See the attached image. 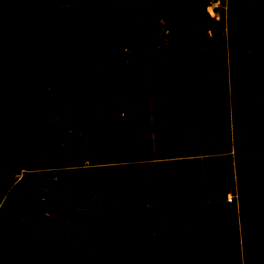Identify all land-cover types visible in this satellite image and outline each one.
<instances>
[{
	"label": "rangeland",
	"instance_id": "374dc122",
	"mask_svg": "<svg viewBox=\"0 0 264 264\" xmlns=\"http://www.w3.org/2000/svg\"><path fill=\"white\" fill-rule=\"evenodd\" d=\"M261 254L264 0H0V264Z\"/></svg>",
	"mask_w": 264,
	"mask_h": 264
},
{
	"label": "crops",
	"instance_id": "0c3cea01",
	"mask_svg": "<svg viewBox=\"0 0 264 264\" xmlns=\"http://www.w3.org/2000/svg\"><path fill=\"white\" fill-rule=\"evenodd\" d=\"M264 255V254H263ZM262 254L259 256L260 258V261H263L264 260V256Z\"/></svg>",
	"mask_w": 264,
	"mask_h": 264
},
{
	"label": "water",
	"instance_id": "95a60500",
	"mask_svg": "<svg viewBox=\"0 0 264 264\" xmlns=\"http://www.w3.org/2000/svg\"><path fill=\"white\" fill-rule=\"evenodd\" d=\"M17 150H19V144L16 145Z\"/></svg>",
	"mask_w": 264,
	"mask_h": 264
},
{
	"label": "built area",
	"instance_id": "2783aa9c",
	"mask_svg": "<svg viewBox=\"0 0 264 264\" xmlns=\"http://www.w3.org/2000/svg\"><path fill=\"white\" fill-rule=\"evenodd\" d=\"M231 200V202H233L234 200L233 199H230Z\"/></svg>",
	"mask_w": 264,
	"mask_h": 264
}]
</instances>
